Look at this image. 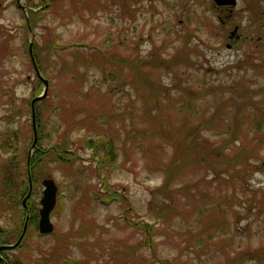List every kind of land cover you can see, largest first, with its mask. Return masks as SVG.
<instances>
[{
    "label": "rangeland",
    "instance_id": "1",
    "mask_svg": "<svg viewBox=\"0 0 264 264\" xmlns=\"http://www.w3.org/2000/svg\"><path fill=\"white\" fill-rule=\"evenodd\" d=\"M39 1L0 0V133L20 130L23 141L33 135L30 101L45 85L31 63V45L40 75L51 80L37 100L44 99L41 120L47 121L51 142L67 133L66 151L77 159L51 162L37 185L39 207L42 180L51 178L58 187L61 204L50 220L56 235L33 232L21 247L5 249L8 257L17 264H57L61 256L66 262L60 264H112L114 258L122 264L127 252L125 264H264V255L236 259L240 251L264 249V0H237L232 7L213 0H57L31 23L29 11L38 10ZM53 44L66 48L54 54ZM73 45L85 53L100 48L108 57L95 54V64L86 66L79 54L81 64L72 70ZM112 69L119 70L114 80ZM145 79L160 85L159 100L158 90L138 86ZM184 100L191 105H181ZM58 103L62 107L54 109ZM188 125L196 130L185 145L194 154L208 152L170 182L168 196L179 210L165 223L156 222L153 254L139 245L146 232L125 222L153 221L151 209L161 201L154 191L164 178L159 165L172 153L162 139L173 133L172 126ZM103 136L116 146L120 166L111 171L99 167L101 153L87 142ZM228 137L235 140L214 149ZM236 154L246 155L247 162H236ZM184 185L194 199L179 192ZM90 190L125 200L94 201ZM203 202L209 208L199 215L196 206ZM23 208L26 217L27 203ZM15 224L10 213L0 218L4 229ZM16 233L0 245L15 243L21 235Z\"/></svg>",
    "mask_w": 264,
    "mask_h": 264
},
{
    "label": "trees",
    "instance_id": "2",
    "mask_svg": "<svg viewBox=\"0 0 264 264\" xmlns=\"http://www.w3.org/2000/svg\"><path fill=\"white\" fill-rule=\"evenodd\" d=\"M56 1L57 0H40L39 1L40 8L36 11H32V10L29 11V21L31 23H34V22L38 21L39 19H41L43 14H44V11ZM252 9H253V7H252ZM252 12H254V11H252ZM257 14L261 15V13H257ZM251 38H252L251 36H248L243 41L248 42V41H250ZM73 46H74L73 49L69 48V50H68L70 55L75 56L74 67H73V64H69V66H71L72 70H75V68L78 67V63L81 64L80 61H78L80 59V57L78 56L79 54H82V56H83L82 58H85L82 61H83V63H85L86 66H88V64L89 65L93 64V63L95 64V62H96V60H95L96 56H94L95 54H97L98 56H100L104 60H106L105 58L108 57L106 54H104V52L100 48L90 47L89 50L86 51L88 53H85V52H81L82 49L80 47H83V46H78V45H73ZM65 48H66L65 45H57L56 46L53 44L50 46V52H52V53L54 52V54L55 53L57 54V53H60L59 50H64ZM63 53H66V50ZM168 62H170V61H168ZM158 64H159V62H158ZM40 69L43 72V69L42 68H40ZM139 69L135 68V72H138L137 74H140V72L143 73V71L139 70ZM132 71H134L133 68H132ZM118 74H119L118 69H116V70L112 69V70L108 71V75H110L109 78H112L113 80L118 78ZM48 81H51L50 78H48ZM138 86H141L142 88H144L145 86H148L149 88L151 87L152 91H155V90H158L160 85L157 84L156 82H154L153 86H150L147 79H145L144 82ZM153 88H154V90H153ZM162 90H163V87H162ZM263 93H260V94H263ZM155 96H157V98L159 100V97H158L159 96V90L156 91ZM43 102H44V99L37 101L35 104L36 112H37V115L39 116V117L37 116V120L39 119V121H38L39 123H38V127H37V140L35 143V147L33 148L32 152H31V156H30L29 161H28V166H27V152H28L30 145L32 143L33 135L32 136L30 135L29 137H27L23 141L22 134H21L20 130H12L9 132L8 131H2L0 133V152H3V155L0 158V218H3L6 216V214L10 213L16 220V224L12 229H4V227H0V244L6 243L8 241V239H9L8 234L10 232L17 231L16 234H18V235L21 232V229H22V226H23V223L25 220V214H26V211L22 206V199L25 197V195L28 192L29 176H30L31 181H32V190H31L32 192H31L30 196L28 197V199L26 200V203L29 207V212H28L29 218L27 221L26 232H25L24 237L21 240V242L17 248L24 245L25 240L27 238H29L33 232L37 233L36 223H37V219H38L39 205H38L37 201L35 200V196L39 192L37 189L39 179L46 176L47 173H49V171L46 169V168H48V165L51 162H56V161L61 162V163H65V164H73L75 162V160L77 159V156L74 153H68L66 151V148H67L66 145L68 144L67 143L68 142L67 133H64V134L58 136L57 140L51 142V139L49 136V130L47 128V121L42 122L41 117H40L41 110H42L41 104ZM183 102L187 105H191V101L186 102L184 100L181 102V105L183 104ZM58 107L59 108L62 107L60 105V103L53 106L54 109H56ZM238 109H239V104H237V106H236V110H238ZM220 110H221L220 107L217 108V110L215 111L216 115H218ZM101 115L104 116L103 114H101ZM214 120H215V118H214ZM151 121H154V120L152 119ZM203 122L212 123L214 121H213V119H205ZM238 127H239L238 124H234L233 130H232V127H230L229 130H232L233 133L238 135L239 134V128ZM171 129H172L173 133L170 136L166 137V139H162L163 141H167V142H163L160 139H158L159 141H157L159 148L161 147V142L166 143V144L169 143V145L171 144L170 146L172 147V153L168 157V159L170 160L169 162H165V161L161 160V163L159 165V167L161 168L160 171L164 174L163 175L164 178H163V183L155 189L153 197L155 198V197L160 196L161 201L154 208L151 207V203L149 202V207H148L150 209L152 208L151 210L153 211L154 219L151 223H149L148 226L140 224V222H136V223H132V224L130 221L125 222V224L133 225V226H135V228L142 229L146 232L144 237L139 241V245L140 246H146L147 248H149L151 250V252L153 254L155 253V248H154L155 244H154L153 239H151V238L157 233V230L155 229L156 222L159 220V221H164V223H165L167 220H170L171 218H173V216H176L178 213V210H179L175 205V201L173 203H171L173 201V199L168 196L167 190H169V188H170V186H169L170 182L173 180L174 177L176 179L180 178V175L182 173L180 175H178L177 174L178 172H176V171L182 169L183 166H185L187 164L189 165V163L192 162L191 160L195 161V159L202 158L204 153L208 152L205 149H203V150L200 149L197 153L194 154V152H193L194 150L191 149L190 147L188 148L187 145H185V143H186L185 141H188V143H191V140H190L191 133L194 132L193 130H196V127H193L191 125H188L187 127L183 126V130H182L179 127L172 126ZM150 131H151V129L149 128V133H150ZM168 132L171 133L170 130L166 131L165 133H168ZM180 133L183 134V136H178ZM151 135H154V133H151ZM159 137H162V134L159 133L158 138ZM20 138L23 141L22 144H20L21 143L19 140ZM180 138H183V140ZM223 140L220 143V145L218 147H215L214 149H217V148L222 149V147L225 144H229V142L232 140H235V138L228 137V138H225L224 141ZM87 142H88V146L93 147L95 152L101 153L99 167H101V168L105 167L107 169V171H111V170L120 166V164L117 162V157H116V153H115L116 146H115V143H114L112 138H107V137L103 136L102 138L96 139V140H94L93 138L89 139ZM148 150L152 151L150 147H148ZM153 151H154V149H153ZM157 154H160L162 157V154L160 151H158ZM157 154H156V156H157ZM252 156H254V155H252ZM234 158H235V160L236 159L238 160L239 164H244L245 162H247V159H248V157H246V155H244V157H241V159H240L239 154L234 155ZM237 160H236V162H237ZM225 166H226L225 167L226 170H228L227 168L230 165L228 163H226ZM196 167L198 169L201 168L198 165ZM27 168L29 171H27ZM242 176H243L242 173L239 172V177H242ZM187 187H188V185H184V186L178 188V190L184 196H187V197L194 199L195 196H194L193 192H190L189 189H187ZM197 190L200 191L199 188H197ZM90 191H91L90 198L94 201L95 200L96 201L97 200H103L104 198H108L110 200L111 199L125 200L119 194L107 193L104 196V195H101L100 192H98L97 190H90ZM172 191H174V189ZM59 195H60V193H59ZM215 203H216V205H215ZM215 203H214L215 206H220V203L217 200L215 201ZM60 204H61V199L59 196L57 205H56L55 209L53 210L52 214L57 213V211L59 210ZM196 207H197V209H196L197 213L199 212V213H201L199 215H202L209 208V203L203 202L201 204H198ZM90 230L92 231L93 229H90ZM77 232H78V229L75 232L76 235L78 234ZM5 234H7V235H5ZM51 235H53V236L56 235L55 230H53ZM72 240H73L72 244H74V245L80 244L79 240H77V239H72ZM199 241H201V238H199ZM7 253H8L7 250H5V249L1 250V256L3 257V261H1V259H0V264H17V261H13L12 258H9ZM129 254L130 253H127V252L124 253L123 258L120 255V257L123 259L122 264H125L126 262H128L129 257L127 255H129ZM261 255H264V249H261L258 251H256V250H243V251H240L237 253L236 259L237 258L243 259V258H247V257H253V259L254 258L260 259L259 257ZM59 258H60V262L58 261L57 264L66 262L64 257L61 256ZM154 258H155V256H154ZM61 260H63V261H61ZM229 260L230 259L228 257L226 262H228ZM171 262H173V261L169 260L166 263L170 264ZM112 264H120V262H118V260L116 258H114L112 260Z\"/></svg>",
    "mask_w": 264,
    "mask_h": 264
},
{
    "label": "water",
    "instance_id": "3",
    "mask_svg": "<svg viewBox=\"0 0 264 264\" xmlns=\"http://www.w3.org/2000/svg\"><path fill=\"white\" fill-rule=\"evenodd\" d=\"M216 5L218 6H234L236 5V1L237 0H213ZM30 46L29 45V55H30V59H31V63L33 65V68L35 70L36 75L43 81L45 88L44 91L41 95L35 96L31 99L30 101V105H31V125H32V130H33V140L32 143L30 145V148L28 150V159H27V163L29 161V157L31 154V150L35 147V143L37 140V131H36V126H35V110H34V104L37 100L43 98L45 96L46 93V87L48 84V81L46 79H43V77L40 75L39 70L36 67L35 61L33 59V56L31 55V50H30ZM42 185H43V190H42V196L39 200V204L40 207L38 209V214H39V218H38V224H37V230L40 234L43 235H47L52 233L53 231V224L51 223V212L54 209L55 205H56V200H57V190L58 187L57 185L54 183L53 179L51 178H44L42 180ZM32 190V182L31 179L29 178V188H28V192L25 195V197L22 200V204L23 206H26V200L27 198L30 196ZM29 218V214L26 215L25 217V221L23 224V228L21 231V235L20 237L15 241V243L13 244H4V245H0V251L3 249H11V248H16L21 239L23 238L25 231H26V226H27V221Z\"/></svg>",
    "mask_w": 264,
    "mask_h": 264
}]
</instances>
